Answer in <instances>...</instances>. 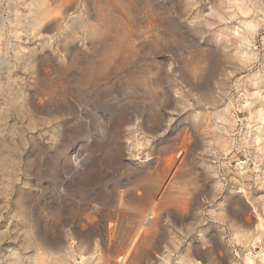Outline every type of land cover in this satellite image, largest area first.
I'll return each instance as SVG.
<instances>
[{
	"label": "rangeland",
	"instance_id": "obj_1",
	"mask_svg": "<svg viewBox=\"0 0 264 264\" xmlns=\"http://www.w3.org/2000/svg\"><path fill=\"white\" fill-rule=\"evenodd\" d=\"M262 238L264 0H0V264Z\"/></svg>",
	"mask_w": 264,
	"mask_h": 264
},
{
	"label": "built area",
	"instance_id": "obj_2",
	"mask_svg": "<svg viewBox=\"0 0 264 264\" xmlns=\"http://www.w3.org/2000/svg\"><path fill=\"white\" fill-rule=\"evenodd\" d=\"M250 257L255 260V264H264V239L262 238L260 242L256 243L255 246H250L248 248L242 249V258L239 264H246V258Z\"/></svg>",
	"mask_w": 264,
	"mask_h": 264
},
{
	"label": "bare ground",
	"instance_id": "obj_3",
	"mask_svg": "<svg viewBox=\"0 0 264 264\" xmlns=\"http://www.w3.org/2000/svg\"><path fill=\"white\" fill-rule=\"evenodd\" d=\"M163 186V185H162ZM162 186H161V188H162ZM158 196V195H157ZM142 226V225H141ZM142 230V229H141ZM140 231V230H139ZM137 233V232H136ZM135 239H136V235L133 237V239H132V243L135 241ZM129 246H130V244H129ZM252 247L253 246H255V245H251ZM124 254H126V253H124ZM124 255L121 257V259L120 260H123L124 258ZM247 259H249V263L250 264H255V260L253 259V258H250V257H248L247 256V258L245 259L246 260V262H247ZM247 264V263H246Z\"/></svg>",
	"mask_w": 264,
	"mask_h": 264
}]
</instances>
